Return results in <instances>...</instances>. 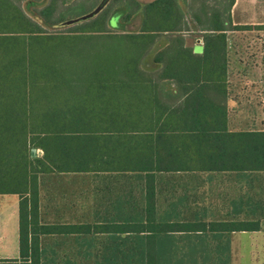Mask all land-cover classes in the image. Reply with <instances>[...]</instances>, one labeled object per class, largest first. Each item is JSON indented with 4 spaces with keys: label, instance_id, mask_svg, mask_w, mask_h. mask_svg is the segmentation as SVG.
Wrapping results in <instances>:
<instances>
[{
    "label": "trees",
    "instance_id": "1",
    "mask_svg": "<svg viewBox=\"0 0 264 264\" xmlns=\"http://www.w3.org/2000/svg\"><path fill=\"white\" fill-rule=\"evenodd\" d=\"M68 3L66 10L77 4L50 0L38 14L50 24L65 21L62 7ZM112 3L125 8V23L142 16L138 32L109 33ZM233 3L229 0L228 8ZM200 8L205 11V4ZM228 10L191 14L199 26L213 31L204 34L205 51L198 55L184 46L189 26L178 0L146 5L112 0L64 34H48L17 0H0V194L20 197L21 264H230V255L222 254L223 235L261 229L255 221L209 220V208L189 205V192L173 188L176 172L264 171V131L228 132L221 124L226 110L206 93L225 81L212 77L225 73L227 62L212 53L218 48L208 42L225 41ZM160 37L176 46L153 57L159 78L140 77L145 70L139 55L127 56L120 68L132 78L90 80L96 89L115 88L123 98L133 88L138 105L110 103L72 113L40 102L70 83L56 76L64 65L40 56L49 47L100 39L125 41L145 51ZM164 80L184 88L186 98L176 109L158 103V82ZM223 135L239 138L232 143L235 151L207 158L206 138ZM189 146L192 155L185 152ZM32 149L42 154L34 157ZM69 174L117 184L115 199L96 207L84 223H46L42 191L52 178Z\"/></svg>",
    "mask_w": 264,
    "mask_h": 264
},
{
    "label": "crops",
    "instance_id": "2",
    "mask_svg": "<svg viewBox=\"0 0 264 264\" xmlns=\"http://www.w3.org/2000/svg\"><path fill=\"white\" fill-rule=\"evenodd\" d=\"M153 1L140 3L146 5ZM178 1L188 22L189 31L186 33L196 35L193 40L185 38L184 46L192 48L193 52L198 55H202L205 51L204 34L213 31H209L211 29L209 25L207 27L199 26L192 19L191 14L199 15L203 12L211 14L215 10L223 12L224 9H229L226 11L229 19L225 23V41L210 40L208 42V46L218 48L212 53L227 62V71L225 73L217 72L212 77L225 78V81L220 82L221 87H218V90L215 87H210L206 89V93L213 102L226 110L227 120L222 121L221 124L227 126L228 132L264 131L261 122L264 118L259 115L261 103L260 100L256 99V95L260 93V87L253 86L248 89L247 95L249 97L244 98V102L246 103L245 110L249 113L240 116L241 107L237 96L241 88L236 84L238 79H254L262 75L256 63H260L264 59V39L258 38L259 35L264 36V0H234L231 8H228L229 0ZM203 4H205V11L200 10ZM139 16L138 31L142 24V16ZM170 43L171 41H165L160 50L176 46L173 42ZM224 46L225 50L223 51L221 48ZM171 51L168 49V53ZM252 62H255V70H252L251 66L245 65ZM231 65H233V70H231ZM160 74V70L145 71L141 73L140 77L159 78ZM125 78H132V76L128 74ZM158 84L157 96L160 105L176 109L183 103L186 98L183 95L184 88L167 80L159 81ZM121 101L131 107L141 103L131 87L127 88L126 96ZM234 141L239 143V138L229 135L207 137L204 153L207 158L221 155L223 157L231 156L229 154L235 151L232 145ZM185 152L192 155L195 150L189 146ZM63 176H79L83 178V181L74 182L71 184L72 186L53 182L46 184L41 198V205L47 209L46 215L51 216L53 213L52 215L56 217L71 216L69 219L54 218L52 223H84L88 216L92 217L96 207L104 206L113 198L115 199L118 192L117 184L103 183L98 177L83 174ZM173 180V188L176 192H189V205L209 208V220L227 219L228 221L259 222L261 229L258 231L224 234L222 254L230 255L231 258L232 255L240 253L245 248L247 242L245 243L240 235H249L248 243L254 249L264 241V171H239L222 168L219 170L176 172L173 175ZM19 210L20 197L18 195L0 194V264H21L19 261ZM70 210H73L72 214H70Z\"/></svg>",
    "mask_w": 264,
    "mask_h": 264
},
{
    "label": "rangeland",
    "instance_id": "3",
    "mask_svg": "<svg viewBox=\"0 0 264 264\" xmlns=\"http://www.w3.org/2000/svg\"><path fill=\"white\" fill-rule=\"evenodd\" d=\"M74 1L77 3L74 7L66 10L69 8L70 3L62 7V11L66 10L63 12L62 16L65 21L50 24L45 22L38 14L39 11L50 2V0H17L25 13L42 25L48 34L69 33V31L74 28L75 25L82 24L85 21H79L77 23L72 22L73 24L71 25L65 24L67 21H72L89 14L102 2V0ZM138 1L144 3L151 0ZM110 2H112V0H109L107 5ZM125 12L126 11L123 5L118 3L111 4V16L108 25V31L110 34L124 35L138 32L140 16L138 15L128 23H125L123 21ZM185 33L184 36L188 40H193L196 36L195 34ZM258 38L264 39V36L262 37L259 35ZM164 44L165 39L160 37L158 38L155 46L145 51L135 49L125 41L112 40L107 42L100 39L93 41H82L76 44L70 43L67 46L63 45L61 48L57 49H52L49 47L44 52L42 51L40 56L48 62H55L57 64L59 63L60 65H64L62 72L58 73L56 76L69 79L70 83L69 86L55 88L53 91H50L49 96L44 97V99H42L40 102L48 106L60 107V109L70 111L72 113H80L84 108L95 105L105 106L109 105L110 103V105L113 104L114 106L119 105L122 103L121 99L123 97L118 93L119 91L117 89H106L105 87L101 86V89L98 90L96 89L95 84L92 85V83H96V81L92 82L90 80H98L100 78V82L103 83V79L109 78V76H114V78L117 80L125 79L126 75L121 71L120 68L124 64V60L128 58L127 56L139 57L140 55L139 64L140 67L145 71L153 72L160 70V66L154 63L153 57L160 49L163 48ZM245 65H247V67L251 66L252 70H255V62L247 63ZM112 66H114V69ZM256 66L259 67L258 69H260L262 75H259L258 78L254 79H238L236 81L238 87L241 88L239 89L237 96L240 103L239 105L241 107V111L239 112L240 116L249 113V111L245 110L246 103L244 102V98L249 97L247 92L250 87H260V93L256 95V99L260 100L262 106L264 105V59L260 63H256ZM115 67L119 68L116 69ZM232 67L233 65H231V70H233ZM113 71L114 73H112ZM261 105H259V108L261 109L259 115L261 118H264V107ZM81 116L82 115H78L77 117ZM261 122L263 123L262 127H264V119ZM37 154L41 155L42 152L38 150ZM82 181L83 178L79 176H61L52 178L50 182L65 185L68 184L72 186V183H80ZM46 211L47 209L45 208L42 210L43 219L46 223H52L54 218H71L69 215L65 217H56L52 215L53 213L51 216H47ZM72 213L73 210H70V214ZM240 236V238L243 239L245 243L249 242V235ZM247 243L245 248L240 251V253L232 255L230 258V264H264V241L256 249L252 248V246Z\"/></svg>",
    "mask_w": 264,
    "mask_h": 264
},
{
    "label": "water",
    "instance_id": "4",
    "mask_svg": "<svg viewBox=\"0 0 264 264\" xmlns=\"http://www.w3.org/2000/svg\"><path fill=\"white\" fill-rule=\"evenodd\" d=\"M109 2V0H102V2L92 11L90 12L89 14H86L84 16H82L81 18H77L75 20H70V21H67L65 24L67 25H71L73 24L72 22H79V21H87L91 18H94L95 16H97L103 9L104 7L107 5V3ZM31 153H32V156H36L37 155V150L36 149H32L31 150Z\"/></svg>",
    "mask_w": 264,
    "mask_h": 264
}]
</instances>
